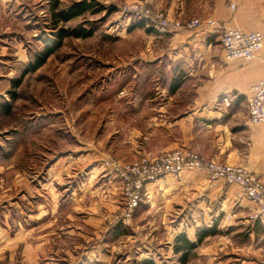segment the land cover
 Returning a JSON list of instances; mask_svg holds the SVG:
<instances>
[{
    "label": "rangeland",
    "instance_id": "374dc122",
    "mask_svg": "<svg viewBox=\"0 0 264 264\" xmlns=\"http://www.w3.org/2000/svg\"><path fill=\"white\" fill-rule=\"evenodd\" d=\"M50 1L14 0L7 9L0 0V190L14 189V180L22 177L36 181L47 176L48 168L60 160L65 164L57 187L61 193H54V212L41 224L52 264L156 262L152 250L168 255L176 239L174 228L194 222L193 215L182 210L184 201L177 195L151 201L142 196L128 209L122 180L105 161L130 164L174 150L142 152L153 142L154 85L174 79L167 55L173 41L130 8L162 13L170 24L180 21L184 28L192 18L171 20L164 9L145 0H96L104 10L65 25L93 27V35L64 38L38 70L23 76L13 99L8 91L14 79L56 39ZM76 1L60 0V8ZM185 94L181 89L176 95ZM3 102L9 103L10 113ZM72 177L78 184L71 188ZM218 234L216 230L209 241L225 238ZM94 242L100 246L93 249ZM196 255L194 250L186 264ZM179 257L161 255L165 264H181Z\"/></svg>",
    "mask_w": 264,
    "mask_h": 264
},
{
    "label": "crops",
    "instance_id": "0c3cea01",
    "mask_svg": "<svg viewBox=\"0 0 264 264\" xmlns=\"http://www.w3.org/2000/svg\"><path fill=\"white\" fill-rule=\"evenodd\" d=\"M12 1L5 0L7 9ZM145 1L164 9L171 20L198 17L216 23L194 29L172 23L155 28L173 41L167 55L174 79L153 86V142L142 152L161 153L179 147L196 150L207 159L244 166L264 180V121L252 123L247 107L253 85L264 80V45L251 60H228L221 44L229 27L264 35V0ZM181 89L186 93L183 97L176 95ZM15 135L13 128L12 140ZM60 162L48 168L47 176L36 181L22 177L14 180L15 187L8 193L0 190V264H52L41 224L53 214L54 198L61 193L57 187L65 164ZM68 180L71 188L78 184L76 177ZM1 182L2 178L3 187ZM16 186L22 187L17 191ZM175 195L181 196L182 210L192 214L194 222L174 228L173 239L184 232L196 241L197 233L204 229L218 230V235L225 237L209 241L212 235L207 236L195 249L191 264H264V215L251 217L256 205L242 195L238 185L210 178L203 170H184L150 182L143 197L151 201ZM173 241L168 255L164 250H152L156 264H165L161 255H175ZM98 246L100 243L94 242L91 247Z\"/></svg>",
    "mask_w": 264,
    "mask_h": 264
},
{
    "label": "built area",
    "instance_id": "2783aa9c",
    "mask_svg": "<svg viewBox=\"0 0 264 264\" xmlns=\"http://www.w3.org/2000/svg\"><path fill=\"white\" fill-rule=\"evenodd\" d=\"M230 7L234 9L235 4L231 3ZM130 11L153 26L166 27L170 24V21L162 13L153 15L150 10L140 6L132 7ZM215 23L211 18L203 21L195 17L188 21L186 26L194 29L204 24L214 25ZM173 25L183 26L180 21ZM221 44L226 59L251 60L263 48L264 35L260 31H244L229 27L224 30ZM247 107L248 116L252 123L259 124L264 121V80H259L253 85ZM105 164L122 180L128 200L127 208L130 210L142 199L144 189L150 182L168 174H179L184 170H203L210 178H223L229 184L238 185L242 195L256 205L251 217L257 218L264 215V180L241 165L207 159L190 149L181 147L156 159L145 157L130 164H123L115 159H107Z\"/></svg>",
    "mask_w": 264,
    "mask_h": 264
},
{
    "label": "trees",
    "instance_id": "16d2710c",
    "mask_svg": "<svg viewBox=\"0 0 264 264\" xmlns=\"http://www.w3.org/2000/svg\"><path fill=\"white\" fill-rule=\"evenodd\" d=\"M51 15H52V26L53 29H57L56 32V39L54 43L47 44L40 52L36 53L33 61H30L27 68L22 72V76L18 79H14L13 81V89L9 90L8 93L11 95L13 99L16 98V86L20 85L23 76H25L28 72L38 70L47 60L50 58L52 54H54L58 48L63 44L64 38L68 36H75V37H88L93 35L95 29L93 27L88 28L82 25H78L73 28H68L65 25L82 16L86 13L97 14L105 9V6L96 0H80L73 2L66 8H60V0H51ZM153 27H149V31ZM4 111L6 113L11 112L10 106L5 103L2 105ZM17 133V131H16ZM215 231L211 229H204L197 233V240L191 241L186 233H180L177 235L174 244V252L176 254H180L179 261L181 264H186L190 258L191 253L203 242V240L209 236L214 234ZM135 264H156L153 259H144L141 261L135 262Z\"/></svg>",
    "mask_w": 264,
    "mask_h": 264
}]
</instances>
